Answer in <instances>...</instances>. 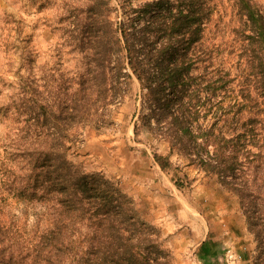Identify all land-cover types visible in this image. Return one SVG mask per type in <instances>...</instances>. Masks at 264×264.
<instances>
[{"label":"trees","instance_id":"obj_1","mask_svg":"<svg viewBox=\"0 0 264 264\" xmlns=\"http://www.w3.org/2000/svg\"><path fill=\"white\" fill-rule=\"evenodd\" d=\"M128 2L121 5L125 17L104 16L102 28L111 26L112 38L97 43L103 77L113 62L120 100L128 79L137 78L138 119L168 148L153 153L155 162L162 170L178 167L172 159L177 154L216 176L239 198L257 242L254 264H264V3L145 0L134 7ZM87 43L79 41L76 48L83 51ZM223 52L238 70L236 106L223 99L207 103L226 86L220 68L213 67L217 78L205 85L194 83L192 75L199 62L207 68ZM53 76L50 88L38 89L19 75L24 134L7 133L0 171L7 192L34 223L32 232L22 235L17 255L7 233L0 263L173 264L161 229L143 217L121 183L71 158L83 125L97 116L98 90L75 78L64 87ZM101 90L109 91L108 84ZM203 245L198 256L213 264L218 246Z\"/></svg>","mask_w":264,"mask_h":264},{"label":"rangeland","instance_id":"obj_2","mask_svg":"<svg viewBox=\"0 0 264 264\" xmlns=\"http://www.w3.org/2000/svg\"><path fill=\"white\" fill-rule=\"evenodd\" d=\"M143 1L131 3L137 7ZM123 3L130 2L0 0V158L5 152L7 133L24 134L25 118L18 114L19 75H24L38 89L50 88L54 84L53 75L64 87L71 78L79 83L83 79L86 86L98 90L100 107L97 116L86 121L80 130L71 158L86 170H101L121 183L135 198L143 217L161 229L173 264H205L206 260L198 256L204 237L218 246V258L213 264H254L257 242L248 230L239 198L223 187L216 176L188 164L177 154L172 159L178 167L162 170L153 153H166L167 144L138 119L142 106L139 81L130 77L120 100L110 66L113 62L107 66L106 78L103 77L98 67L97 43L104 37L112 38L111 26L102 28L107 23L104 16L108 12L110 20H117L119 13L125 17ZM219 15L216 13L215 17ZM224 17L228 20L230 16L224 12ZM79 41H88L85 50L76 48ZM198 65L200 68L192 71L194 83L205 85L217 78L213 67L220 68L226 83L219 95L207 99V103L217 105L223 99L236 106L239 102L236 62L223 52L209 67L200 62ZM106 83L110 90L103 92L101 85ZM104 98L107 105L103 104ZM177 180L182 186L177 185ZM5 183L0 171V250L8 248V233L9 249L17 255L22 235L30 233L34 218L23 213V206L7 192Z\"/></svg>","mask_w":264,"mask_h":264},{"label":"crops","instance_id":"obj_3","mask_svg":"<svg viewBox=\"0 0 264 264\" xmlns=\"http://www.w3.org/2000/svg\"><path fill=\"white\" fill-rule=\"evenodd\" d=\"M207 242H210L211 243V240L209 239V238H206V237H204L203 239H202V241L199 243V248L198 249H200L202 246H204L203 244H206Z\"/></svg>","mask_w":264,"mask_h":264}]
</instances>
